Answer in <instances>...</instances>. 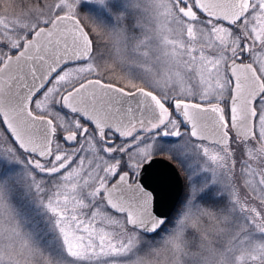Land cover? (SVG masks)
<instances>
[{
    "label": "snow or ice",
    "instance_id": "6c2138e0",
    "mask_svg": "<svg viewBox=\"0 0 264 264\" xmlns=\"http://www.w3.org/2000/svg\"><path fill=\"white\" fill-rule=\"evenodd\" d=\"M0 264H264V0H0Z\"/></svg>",
    "mask_w": 264,
    "mask_h": 264
},
{
    "label": "flooded vegetation",
    "instance_id": "af4514ba",
    "mask_svg": "<svg viewBox=\"0 0 264 264\" xmlns=\"http://www.w3.org/2000/svg\"><path fill=\"white\" fill-rule=\"evenodd\" d=\"M83 10H84V11H87V8H86V7H84V8H83Z\"/></svg>",
    "mask_w": 264,
    "mask_h": 264
}]
</instances>
